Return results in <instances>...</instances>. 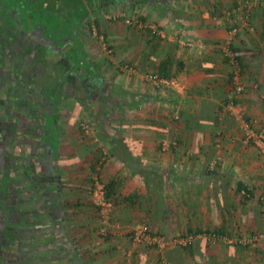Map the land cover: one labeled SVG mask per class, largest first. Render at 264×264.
I'll list each match as a JSON object with an SVG mask.
<instances>
[{
  "label": "crops",
  "instance_id": "0c3cea01",
  "mask_svg": "<svg viewBox=\"0 0 264 264\" xmlns=\"http://www.w3.org/2000/svg\"><path fill=\"white\" fill-rule=\"evenodd\" d=\"M94 1L0 0V113L10 104L0 119V208L11 214L2 219L0 264L18 260L30 241L37 259L60 256L63 264H264V240L206 239L213 231L244 240L264 233V155L226 108L235 67L223 51L233 49L241 68L238 108L264 131V0L228 4V14L184 0ZM124 13L166 38L127 26ZM247 18L252 28L232 36ZM151 74L179 87L158 88ZM96 178L115 185L104 234L92 202ZM21 179L27 191L12 195L10 181ZM141 224L166 240L196 239L161 252L136 247L130 232Z\"/></svg>",
  "mask_w": 264,
  "mask_h": 264
},
{
  "label": "built area",
  "instance_id": "2783aa9c",
  "mask_svg": "<svg viewBox=\"0 0 264 264\" xmlns=\"http://www.w3.org/2000/svg\"><path fill=\"white\" fill-rule=\"evenodd\" d=\"M264 8V3L262 4ZM125 20V24L129 27L133 26H141V27H148L152 30V33L161 39H165L166 35L159 31L157 27L150 26L148 24H144L139 17L134 16L128 18L127 16H121ZM110 19H115L111 17ZM252 27L249 24L248 18L244 19L243 27L233 26L230 30V34L232 36H236L242 29H251ZM92 34L96 37L101 43L105 51L108 53H112L111 46L109 42H107L106 37L100 33L96 26L92 27ZM184 47H192L190 42L184 41L182 42ZM224 53L227 57L231 59V63L235 67V72L233 74V98L227 100L226 108L227 110L233 114L238 122V127L240 133L243 135L244 140L255 147L262 155H264V131L259 130L255 126V121H252L246 117L244 112L238 108L235 98L241 96L245 92V86L241 81V68L238 64L235 54L232 53L230 47L224 48ZM125 71H131L129 66L124 67ZM149 80L154 83V85L158 88H178L179 82L176 79H165L159 77L158 75H149ZM173 119L175 121H179V116H174ZM82 131L86 134L91 132V128L89 125L83 124L81 125ZM171 148L170 143L164 145V150H169ZM107 160L106 152L103 154L102 159H100L101 164H104ZM92 202L94 206L100 209V217L102 223L101 233L106 232V228L108 223L110 222V215L112 213L114 203L107 199L106 196V187L100 182L99 179H95L94 190L92 193ZM196 237L194 235H185L179 238H174L171 240H166L164 237L159 236L152 232L151 228L147 224H141L134 227L130 232V240L132 245L134 246H147L151 248H155L158 251H163L172 246H179L183 248H188L192 246L195 242ZM206 239L208 243L212 246L219 245V244H244V245H251L261 240H264V233H254L249 240H244L242 238H230L227 235H224L220 232L213 231L206 235Z\"/></svg>",
  "mask_w": 264,
  "mask_h": 264
},
{
  "label": "rangeland",
  "instance_id": "374dc122",
  "mask_svg": "<svg viewBox=\"0 0 264 264\" xmlns=\"http://www.w3.org/2000/svg\"><path fill=\"white\" fill-rule=\"evenodd\" d=\"M201 2H202V4H200V2H195L194 0H184V2L183 3H185L186 2V4L188 5V7L190 8V2H193V5L194 4H197V7H198V9H204V10H210V11H212V9H216L217 8V10H220L221 11V8H223L224 10H223V12L225 11V12H227V9L229 8V7H231V6H234V7H231V8H233V10H237L238 8V6L242 3V0H219V1H221L219 4H217L219 7H216L217 5L215 4V2H217L218 0H208L207 1V3H206V5L204 4V2L203 1H205V0H200ZM223 1H225V2H223ZM243 1H245L246 2V0H243ZM260 1H262V0H248V2H250V3H254V2H260ZM236 3V5H234ZM226 4V5H225ZM228 4H230L231 6H229ZM34 6H39L38 7V11L40 10V7H41V5H34ZM257 6V5H256ZM208 7H210L209 9H205V8H208ZM251 8V7H250ZM254 8H256V7H254ZM246 10H249V8L248 7H246L245 8ZM258 9V8H257ZM258 10H260V9H258ZM117 12V11H116ZM115 12V13H116ZM232 12V11H231ZM34 13H36V12H34ZM114 12H112L111 11V13H106V15H108V14H110V16L111 17H115L116 16V14H115ZM226 14H228V12L226 13ZM118 16V15H117ZM122 16V15H121ZM123 16H126V14L124 13L123 14ZM249 19H251L250 17H249ZM112 20H114V19H112ZM2 21V19L0 20V35H2V26H4V23H6V21H4L3 20V22H1ZM8 24H5V26H7ZM253 26V25H252ZM7 33V32H6ZM6 36H7V34H5ZM5 36V37H6ZM93 37H94V35H92ZM2 39L4 38L3 36L1 37ZM96 38V37H95ZM97 39V38H96ZM96 41H98L99 42V40H96ZM9 51V50H8ZM10 53V52H9ZM8 94V93H7ZM8 96H10V94H8ZM8 107H10V104L8 105L7 104V106H6V108H4L5 109V111H6V113H4V114H1L0 113V119L1 118H4V119H8L7 118V116H9V113H8ZM19 115H21L20 113H19ZM1 180V179H0ZM21 181H24L23 179H21V180H11L10 181V190H11V192H12V195H14L13 193H15V191H18V190H21L22 189V187H24L25 186V184L26 183H22ZM20 183V184H15V183ZM14 187H17V189L16 190H14ZM24 188H26V187H24ZM22 190H25V191H27V189H22ZM18 193V192H17ZM22 193V192H21ZM21 193H18V194H21ZM29 195H30V193H28ZM33 196V195H32ZM10 200V199H9ZM3 202H1V199H0V204H2ZM8 211H4L2 208H0V230H2L4 227H2V226H4V222L2 221V219H4L5 218V214L6 215H8L9 213H7ZM45 229V228H44ZM29 232H30V229H29ZM41 235V234H40ZM25 242H28V241H30V239H28V238H25V240H24Z\"/></svg>",
  "mask_w": 264,
  "mask_h": 264
},
{
  "label": "trees",
  "instance_id": "16d2710c",
  "mask_svg": "<svg viewBox=\"0 0 264 264\" xmlns=\"http://www.w3.org/2000/svg\"><path fill=\"white\" fill-rule=\"evenodd\" d=\"M145 0H140V2H144ZM155 1H163V0H155ZM92 2V3H91ZM107 2H109V0H104L103 1V3H107ZM91 3V4H90ZM98 3V2H97ZM168 3V2H167ZM88 4H90L91 5V7L92 8H94V5H96L95 4V1L94 0H88ZM259 11L261 12V14H262V18L264 19V8L261 6V5H259ZM44 13L46 12L45 10L43 11ZM88 15L89 14H82V16L80 17V19L79 20H77V22L78 23H80L81 21H84L87 17H88ZM71 22H72V20H70ZM248 21H249V24H250V26L252 27V24H251V22H250V20L248 19ZM88 26H90L91 25V23H90V20L88 21ZM93 26H95V25H93ZM91 27V26H90ZM232 51H233V49H232ZM238 59V58H237ZM225 60H231L229 57H226L225 58ZM229 63V62H228ZM230 81H231V78H230ZM227 103V100H226V102H225V104ZM114 187H115V185L114 184H108V185H106V190H107V192H106V196H107V198H109L110 199V191L112 190V189H114ZM9 188V187H8ZM37 248L35 247V245H33V246H29V248H28V250H27V252L29 253L28 254V259H32L31 261H33L34 260V262H33V264H63L62 263V260H60V256L59 257H57V262L54 260V259H50V258H47V257H44V258H36L35 257V255H36V253H37ZM30 256H33L34 258H31ZM52 260V261H51ZM2 262L3 263H5V264H15V263H19L18 261L16 262V260H13V259H8V260H6V262L4 261V260H2Z\"/></svg>",
  "mask_w": 264,
  "mask_h": 264
},
{
  "label": "flooded vegetation",
  "instance_id": "af4514ba",
  "mask_svg": "<svg viewBox=\"0 0 264 264\" xmlns=\"http://www.w3.org/2000/svg\"><path fill=\"white\" fill-rule=\"evenodd\" d=\"M2 19V18H1ZM12 42H15L17 39L15 38V37H13L12 39ZM0 41L2 42V39H0ZM14 45V44H13ZM11 48H13V46H11ZM0 50L2 51V47L0 48ZM1 51H0V53H1ZM17 184H20V183H16V185ZM8 213V212H7ZM9 215L11 216V214H10V211H9V214L8 215H6L5 214V218L4 219H8L9 218ZM5 229V228H4ZM12 232H9V234H6L7 236H8V238H9V236H12V235H14V233H12ZM11 234V235H10ZM10 240L11 241H13L14 242V238H10ZM25 240V239H24ZM31 243H32V246L34 245V242H32V241H30ZM24 243H25V241H24ZM29 242H27V244H28ZM19 244V243H18ZM18 244H16V245H18ZM23 250H26L25 248H23ZM23 250H20V253L18 254V256H17V259L18 260H16V262L18 261L19 263H15V264H33V262H34V260L33 261H31L30 259H28V252H25V251H23ZM31 258H34L33 256H30ZM36 258H37V256H36Z\"/></svg>",
  "mask_w": 264,
  "mask_h": 264
}]
</instances>
